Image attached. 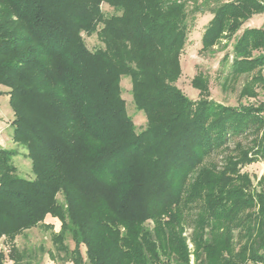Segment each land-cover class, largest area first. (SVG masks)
Masks as SVG:
<instances>
[{
    "label": "trees",
    "instance_id": "1",
    "mask_svg": "<svg viewBox=\"0 0 264 264\" xmlns=\"http://www.w3.org/2000/svg\"><path fill=\"white\" fill-rule=\"evenodd\" d=\"M209 1L0 0V94L32 171L18 175L15 150L0 147V236L50 215L55 249L73 264H264V172L242 170L264 162V101L241 102L264 89V26L237 34L264 1ZM205 10L201 50L232 40L219 72L242 79L235 105L212 100L201 72L196 100L174 85ZM93 33L101 47L85 43ZM122 76L146 116L140 131Z\"/></svg>",
    "mask_w": 264,
    "mask_h": 264
},
{
    "label": "rangeland",
    "instance_id": "2",
    "mask_svg": "<svg viewBox=\"0 0 264 264\" xmlns=\"http://www.w3.org/2000/svg\"><path fill=\"white\" fill-rule=\"evenodd\" d=\"M209 1V0H208ZM226 1V0H221ZM264 1V0H263ZM208 4H215L214 0H210ZM104 14H111L113 10L106 4L101 5ZM212 14L205 10L203 13H198L195 20L190 24L189 31L183 49L179 56L180 74L177 77L174 85L189 99H198V89L192 85V79L197 72L203 73L208 78L210 98L216 102L223 104L235 105L238 103V92L242 85V79L233 83H223V77L219 72L220 60L226 51L231 49V43L228 42L226 47H223L224 41L213 47L211 51L201 50L200 38L203 30L211 18ZM264 26V13L253 15L247 20L237 32L239 34L245 27H260ZM85 43L88 47L94 49L101 47L102 43L95 33L84 35ZM4 88L3 86H1ZM121 97L126 106L127 114L131 117L135 129L142 130L146 125V116L143 111L138 110L132 99L131 81L129 76H122L120 79ZM258 96L254 98L242 99L241 102H257L264 101V89H258ZM6 107L10 109L8 99L5 102ZM11 122V120H10ZM10 125V123H9ZM11 127V125H10ZM11 142V143H10ZM7 146L3 148L15 150L16 154L12 156V163L16 167L18 175L22 177H32L30 160L25 156V149L22 145L17 144L12 139ZM231 146V145H230ZM213 160L218 164L222 161V153L216 154ZM248 172L255 180L264 172V162L259 161L246 165L242 169ZM60 198V196H58ZM60 231V221L57 217L46 215L42 223L24 229L11 237L6 235L0 236V264H73L70 261H63L60 257L62 252H57L55 243L52 237ZM190 229L186 228L183 235L186 237L188 248ZM64 245L69 250L73 248V241L68 232L64 234ZM84 246H80V252L83 260H85ZM192 263V257L190 256ZM86 263V262H85ZM252 264V263H250Z\"/></svg>",
    "mask_w": 264,
    "mask_h": 264
},
{
    "label": "crops",
    "instance_id": "3",
    "mask_svg": "<svg viewBox=\"0 0 264 264\" xmlns=\"http://www.w3.org/2000/svg\"><path fill=\"white\" fill-rule=\"evenodd\" d=\"M4 90L5 89L0 86V91ZM7 99V94H0V147L7 146V143L11 141V127L9 123L12 119V111L4 106L6 105L5 102Z\"/></svg>",
    "mask_w": 264,
    "mask_h": 264
}]
</instances>
